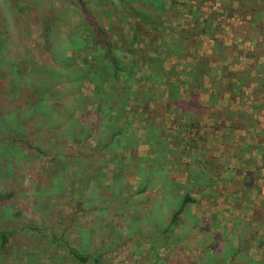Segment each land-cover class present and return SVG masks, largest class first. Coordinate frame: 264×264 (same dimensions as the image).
I'll return each mask as SVG.
<instances>
[{
  "label": "rangeland",
  "instance_id": "1",
  "mask_svg": "<svg viewBox=\"0 0 264 264\" xmlns=\"http://www.w3.org/2000/svg\"><path fill=\"white\" fill-rule=\"evenodd\" d=\"M82 1L107 27L119 56L133 49L125 32L132 16L111 0ZM176 1L189 3L171 12L175 19H163L179 45L163 46L142 33L133 51L141 64L129 81L121 75L108 87L120 99L129 87L145 86L154 98L150 107L163 102L172 86L151 80L146 64L159 57V80L174 82L180 99L192 104L180 110L179 100L170 112L146 113L142 98L107 124L96 122L85 106L79 93H89L90 84H77L67 60L70 30L94 26L88 16L83 20L78 1L0 0V230L19 229L9 250L0 251V264H81L51 243V230L84 253L95 250L103 264H229L242 234L251 241L248 257H264L262 228L253 219L254 209L259 219L264 216V160L257 162L253 147L226 127L264 132V0ZM17 80L24 91L12 96ZM46 86L51 88L41 95L35 92ZM39 97L50 103L51 115L25 111V102ZM229 106L233 113L223 110ZM48 118L57 125L50 142L43 135ZM15 130L41 150L9 143L7 132ZM185 193L196 202L183 207L173 228L178 240L157 239Z\"/></svg>",
  "mask_w": 264,
  "mask_h": 264
},
{
  "label": "trees",
  "instance_id": "2",
  "mask_svg": "<svg viewBox=\"0 0 264 264\" xmlns=\"http://www.w3.org/2000/svg\"><path fill=\"white\" fill-rule=\"evenodd\" d=\"M80 5V12H83V20L88 16L93 21V25L90 24L88 26L83 27V29L73 28L70 30L65 44L66 49L70 52V56H67V60L73 66H75V71L77 73V78L75 80L78 81L77 84L82 81L90 84V91L86 94H80L82 97L85 106H90L92 108V113L95 114L97 121L99 123H107L115 119L119 121L121 116L126 112H131L128 106H134L137 108L139 106L140 99L144 98V104L146 113H152L154 111L160 110L158 112H170L173 104L178 102L181 106H179L180 110H185V108L189 107V104H192L191 98L188 99H180V94H178L179 89L174 82L170 83L161 82L159 80L160 76H163L164 72H161V62L159 57H154L148 59L147 70L149 72V78L154 80L158 85H162V83L167 86H170L171 90L166 93V97L161 103H154L151 107L150 103H153L154 98H152L151 91L145 86L137 85L134 88H128L124 91L123 95H117L120 99H117L114 95V89L108 87V82L113 80H119L122 75L123 80L129 81V79L134 75L135 67L138 68L140 57H134L135 52V44H140L142 42V35L149 33V36L153 38L155 35L156 39L163 40L162 45L168 46L170 48L177 47L179 45L178 42L173 43V37L171 36V30L168 29V26L164 22V19L167 16L172 15L173 19L176 18V15H173L171 12L176 10H184L185 3H189L188 1H183L184 3H179L176 0H111L114 4H119L118 11L122 13L129 14L133 18L131 22L126 25V33L131 38V47L133 49L128 50L126 53H122L121 56L115 51L116 45L109 40L107 27L105 28L102 24H99L96 21V17H94L90 8L87 6V3L82 0H77ZM102 1V0H100ZM108 0H103V4H106ZM108 15L111 16L110 11H108ZM164 18V19H163ZM171 18V17H170ZM50 19V18H49ZM44 20L45 25L43 26V36L45 40V46L48 47L50 45V36H51V20ZM82 26V25H81ZM79 26V27H81ZM143 33V34H142ZM2 31L0 29V46L3 45L1 41ZM172 37L170 41H168V37ZM141 40V41H140ZM1 48V47H0ZM80 55H79V54ZM79 57V63H73L72 60L75 57ZM3 56L2 50H0V63L3 64ZM1 66V65H0ZM79 66V68H77ZM197 66V65H196ZM195 66V67H196ZM196 68H194L190 74H194L196 72ZM53 72V70L51 71ZM147 77V78H148ZM193 77V76H192ZM146 78V77H145ZM148 80V79H147ZM135 81H133L134 83ZM191 87V82H189ZM15 87H10L9 90H13V95H17L20 92L24 91V88L20 86L19 80L14 82ZM79 86V92L80 87ZM51 88V86H46L44 91L35 92L38 95H41L43 92H46L47 89ZM27 89V88H26ZM28 90V89H27ZM30 94L33 95L31 92ZM34 96V95H33ZM36 97V96H34ZM129 98L125 100V98ZM147 102V103H146ZM196 105L200 106V102L196 100ZM50 104V103H49ZM48 102L41 99V97L34 99L32 102H25L24 107L25 111L32 116V114H40V116L51 115L52 108ZM132 104V105H130ZM50 106V108H49ZM126 108V109H125ZM84 109V108H83ZM240 115L243 114L238 112ZM49 119V118H48ZM46 125L49 126L48 129L43 130V135H51L52 131L56 128V123L54 119L46 120ZM57 131V129H56ZM58 133V132H57ZM27 135L22 132V130H15L7 132L6 140L9 143H14L18 146H21L23 149H35L41 150L40 146L37 145L35 147L31 146L32 143L27 141ZM53 138L49 136V138H45L44 141L50 142ZM85 138H82L83 141ZM3 139L1 138L0 142ZM113 141V137L111 136L108 141L105 143L104 148L110 147ZM84 142V141H83ZM103 159V157H101ZM86 163V162H83ZM87 165V163H86ZM196 202L194 198L191 197L189 193H185L182 197V201L179 206L173 211L168 225L164 228V230L160 233V238L158 236L157 239L161 241H173L175 238L178 240V237L173 234V228H175L180 221V216L183 212V207L187 203ZM254 223L257 226L262 228L261 233L259 234V246L264 242V216L262 219H259V216L255 214L254 209ZM33 228V227H32ZM37 231H41V229L35 227ZM35 230V231H36ZM51 230V229H50ZM19 229H15V231L3 229L0 230V251L7 252L10 246L15 242L14 234L18 232ZM51 243H55L64 249L65 254L69 255L74 261L78 263H87L92 260L94 264H103L101 261V255L93 250L90 253H84L79 249L75 248L72 243L67 239L62 237V235L58 236L54 231H50L49 233ZM162 236V237H161ZM237 248L233 252L228 255L227 258L229 264L233 262H237V264H264V257H260L256 261H252V257H248L250 254V243L251 241H246V238L242 234L240 238L237 240ZM225 246V244H224ZM244 251V256H240L239 252ZM247 260V261H246ZM227 262V263H228ZM242 262V263H239ZM226 264V263H225Z\"/></svg>",
  "mask_w": 264,
  "mask_h": 264
},
{
  "label": "crops",
  "instance_id": "3",
  "mask_svg": "<svg viewBox=\"0 0 264 264\" xmlns=\"http://www.w3.org/2000/svg\"><path fill=\"white\" fill-rule=\"evenodd\" d=\"M232 101L233 100H231L230 103ZM261 101H262L261 104L264 105V97H263V99H261ZM226 108H224L223 110L224 111H230V109H231L230 106L226 107ZM238 109H240L239 106L236 107V109H234V110L237 111ZM231 111H232V109H231ZM238 112H240V111H238ZM231 113H233V112H231ZM245 114H248V113L246 112ZM211 121H213V120L211 119ZM223 124H224V122H223ZM226 127H227V129L229 131H234L235 132L234 137L237 134H239L238 136H241L244 139V144H246V146H248L249 148L253 147V150H252L251 154H252V156H254L257 159V162H259V161L263 162L264 154L262 152H263V149H264V139H261V135L262 134L264 135V132L263 133H251V132L248 133V128H245L244 131H240L242 126H239L238 130H237V128L232 126L236 131H240V132H236L235 130H232L230 128V125H227V123H226ZM243 127H246V126H243ZM207 132H210V131H207ZM260 140H262V141H260ZM220 145H223V144L220 143ZM254 146L256 147V149L254 148ZM225 148H226V145L223 147V150H225ZM203 172H205V171H203ZM201 174L203 175V173L200 172L199 177H202Z\"/></svg>",
  "mask_w": 264,
  "mask_h": 264
}]
</instances>
